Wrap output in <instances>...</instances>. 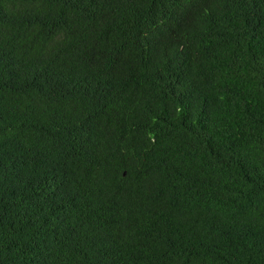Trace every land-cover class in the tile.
Masks as SVG:
<instances>
[{
    "label": "trees",
    "instance_id": "16d2710c",
    "mask_svg": "<svg viewBox=\"0 0 264 264\" xmlns=\"http://www.w3.org/2000/svg\"><path fill=\"white\" fill-rule=\"evenodd\" d=\"M0 264H264V0H0Z\"/></svg>",
    "mask_w": 264,
    "mask_h": 264
}]
</instances>
